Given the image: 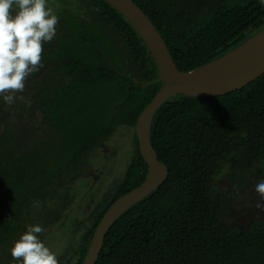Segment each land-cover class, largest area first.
Returning <instances> with one entry per match:
<instances>
[{
	"label": "trees",
	"instance_id": "1",
	"mask_svg": "<svg viewBox=\"0 0 264 264\" xmlns=\"http://www.w3.org/2000/svg\"><path fill=\"white\" fill-rule=\"evenodd\" d=\"M133 1L182 72L264 29L262 0ZM48 5L59 23L43 45L44 67L13 104L0 97V264H19L10 250L29 225L46 229L40 239L52 252L60 240L67 253H55L59 264H83L107 210L148 172L135 125L164 83L145 42L105 0ZM129 132L131 152L122 143L113 149L116 161L102 155L123 168L122 177L109 188L101 180L94 192L81 187L88 206L76 207L74 184L105 176L92 172L90 159ZM151 141L169 176L112 225L97 264H264V215L244 230L229 218L232 206L244 212L264 204L255 191L264 180V74L223 96L169 99L154 116Z\"/></svg>",
	"mask_w": 264,
	"mask_h": 264
},
{
	"label": "water",
	"instance_id": "2",
	"mask_svg": "<svg viewBox=\"0 0 264 264\" xmlns=\"http://www.w3.org/2000/svg\"><path fill=\"white\" fill-rule=\"evenodd\" d=\"M132 25L149 49L164 85L140 114L135 132L143 159L148 165L144 183L116 200L96 228L83 264H97L108 231L131 207L159 188L169 170L158 158L151 141L156 112L171 98L186 95L213 98L238 91L264 74V29L223 57L192 71L178 69L162 35L151 19L133 0H105ZM151 82L143 83L148 87Z\"/></svg>",
	"mask_w": 264,
	"mask_h": 264
},
{
	"label": "clouds",
	"instance_id": "3",
	"mask_svg": "<svg viewBox=\"0 0 264 264\" xmlns=\"http://www.w3.org/2000/svg\"><path fill=\"white\" fill-rule=\"evenodd\" d=\"M58 23L48 0H0V97L6 104H13L16 94L24 92L27 78L44 67L43 45L55 38ZM105 153L107 158L114 156L108 161L115 158L113 152ZM103 154L100 151L96 156ZM255 191L264 201V180L255 185ZM32 207L42 205L34 201ZM256 207L264 204L258 202ZM45 231L40 225L27 226L10 250L13 260L19 264H59L56 254L40 239Z\"/></svg>",
	"mask_w": 264,
	"mask_h": 264
},
{
	"label": "rangeland",
	"instance_id": "4",
	"mask_svg": "<svg viewBox=\"0 0 264 264\" xmlns=\"http://www.w3.org/2000/svg\"><path fill=\"white\" fill-rule=\"evenodd\" d=\"M131 136H132V133L129 132V133H125V134L114 137L109 142V144L105 146L106 148L102 151V153H105L106 151L114 153V151H113L114 147L120 148L122 143L123 144L126 143V150L124 152H127V153L131 152V149L133 147V145L131 144ZM124 152L120 153L121 157H125L126 160L129 159L128 154L124 153ZM114 155L116 157V154H114ZM92 158L93 159H90L89 168L91 166L92 169H102L104 172L103 174L105 176H101L100 179H98V180H92L91 184L89 186L83 185V182H78V183L76 182L74 184V186L72 187V191H74L78 195V196L77 195L75 196L76 202H77L76 207H78V203H79V206H81L84 204L85 201L89 200V197L88 198H80V197L85 192H88V191L94 192L97 187L99 188L101 180L108 181L109 185L107 187L109 188L112 185V183H115V181L118 180V178L122 177V175H123L122 174L124 171L123 168L120 171H116L115 167H113L114 164H112V163L109 164L108 161L103 160L101 155L100 156L93 155ZM114 161H116V160H113L112 162H114ZM124 166H126V162L124 163ZM99 173H100L99 170H96V174H99ZM103 174L101 173V175H103ZM250 185H251V183H250ZM81 187L87 188L85 190L82 189V192H83L82 194L80 191ZM221 188L222 189L229 188V184L226 181H223ZM249 193H252V191H249ZM79 194H81V195L79 196ZM253 197H254V194H253ZM259 203H261V202H259ZM227 206H228V204H227ZM85 210L89 211L88 208L84 209V211ZM243 210L245 213L243 211L237 212L236 210H234V206H232L230 214H229V218L232 219V222H234L236 224V226L239 227V229H241V230L247 229L249 227L251 219L253 217H255V214H259V217H263V215H264V207H262L258 210H253V208L252 209H250V208L245 209L244 208ZM257 211H258V213H257ZM232 214H234V215H232ZM245 214H247V216ZM59 245H60V240L57 243V246H56L54 253H56L58 256H61L64 258L66 256L67 252L65 251V249L59 250Z\"/></svg>",
	"mask_w": 264,
	"mask_h": 264
},
{
	"label": "flooded vegetation",
	"instance_id": "5",
	"mask_svg": "<svg viewBox=\"0 0 264 264\" xmlns=\"http://www.w3.org/2000/svg\"><path fill=\"white\" fill-rule=\"evenodd\" d=\"M113 160H114V158H113ZM101 173H103V170L102 169H100L99 170ZM92 172H94V173H96V169H94ZM112 172V171H111Z\"/></svg>",
	"mask_w": 264,
	"mask_h": 264
}]
</instances>
